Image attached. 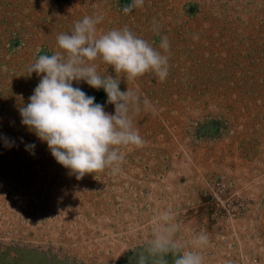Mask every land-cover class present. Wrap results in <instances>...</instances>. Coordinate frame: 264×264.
<instances>
[{"label":"rangeland","instance_id":"1","mask_svg":"<svg viewBox=\"0 0 264 264\" xmlns=\"http://www.w3.org/2000/svg\"><path fill=\"white\" fill-rule=\"evenodd\" d=\"M130 3L0 0V137L15 141L0 138V264H135L133 249L166 210L178 243L203 264H264V0H144L125 14ZM93 15L103 16L97 35L128 26L167 55L169 74L121 77V91L150 101L130 111L145 143L121 146L118 174L77 179L18 108L40 82L29 65L60 51L57 35ZM89 63L115 78L100 58ZM73 87L115 113L103 89ZM200 233L209 243L197 249Z\"/></svg>","mask_w":264,"mask_h":264},{"label":"clouds","instance_id":"2","mask_svg":"<svg viewBox=\"0 0 264 264\" xmlns=\"http://www.w3.org/2000/svg\"><path fill=\"white\" fill-rule=\"evenodd\" d=\"M143 5L144 0H131L123 6V12L128 14ZM102 21V15L84 16L74 23L70 33L57 35L60 51L39 55L29 65L28 75L36 73L40 82L28 98L29 102L18 108L21 124L46 142L55 160L76 174L77 179L106 168L111 169L113 175L118 174L124 159L121 146L139 147L145 143L133 127L130 111L133 108L139 111L141 103L146 109L150 108V101L141 100L129 88L121 91V77L128 83L152 72L159 81H164L169 74V57L128 26L97 35V25ZM153 30L159 34L155 20ZM194 38L198 39V36ZM159 48L165 52L170 48L167 36L161 37ZM97 58L113 68L115 78L98 74L97 65L89 63ZM121 73L125 75L120 76ZM74 81L103 89L107 104L115 106V113L106 112L105 106L96 103L94 96L73 87ZM0 138L6 147L15 145V141L7 137ZM25 147L31 151L36 145ZM172 220L171 210L157 217L151 238L139 250L133 249L135 264H169V256L171 264H203L199 251L184 250L178 243V226ZM208 243L206 233H200L192 240L197 249Z\"/></svg>","mask_w":264,"mask_h":264}]
</instances>
